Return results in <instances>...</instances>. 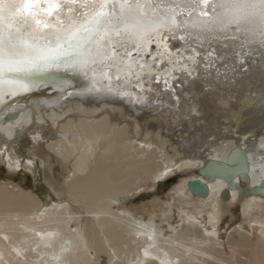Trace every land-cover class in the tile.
Masks as SVG:
<instances>
[{
  "label": "bare ground",
  "instance_id": "1",
  "mask_svg": "<svg viewBox=\"0 0 264 264\" xmlns=\"http://www.w3.org/2000/svg\"><path fill=\"white\" fill-rule=\"evenodd\" d=\"M176 2L153 0L160 8ZM200 10L204 5L196 15ZM90 11L83 7L76 15ZM223 43L229 47L221 42L214 47L220 55L227 53L224 60L207 69L202 57L197 65L189 62L192 75L174 71L171 90L162 77L150 85L152 91L126 89L131 96L86 91L89 81L82 73L53 65L31 91L5 96L0 155L6 166L19 169L21 162L40 160L60 187L57 198L47 203L32 190L0 181V264H264V215L248 228L218 225L225 209L218 201L239 197L247 185L264 178V49L251 45L240 50L249 54L236 57L237 42ZM190 44L205 50L195 41ZM170 45L185 47L179 38ZM145 82L147 88V76ZM137 96L145 99L137 102ZM11 111L17 115L4 120ZM237 145L250 168L247 178L235 177V189L218 176L206 180L199 173L196 178L207 185V196L191 193L188 178L179 187L209 201L208 213L184 210L172 225L122 205L149 178L182 165H196L198 171L208 159L225 160ZM70 156L78 169L60 177L57 157ZM227 188L229 196L223 200L221 192ZM243 194L239 202L247 208L251 204L244 198L264 200Z\"/></svg>",
  "mask_w": 264,
  "mask_h": 264
},
{
  "label": "snow or ice",
  "instance_id": "2",
  "mask_svg": "<svg viewBox=\"0 0 264 264\" xmlns=\"http://www.w3.org/2000/svg\"><path fill=\"white\" fill-rule=\"evenodd\" d=\"M81 7L92 11L78 16ZM177 38L185 47H171ZM229 40L237 42L236 57L249 54L240 50L251 45L264 49V0H177L163 8L153 0H0V104L5 96L31 91L53 65L82 73L89 81L86 91L131 96L126 89L152 91L150 85L162 77L171 90L174 71L191 76L189 62L197 65L199 57L206 69L213 67L227 57L214 44L227 49L223 42Z\"/></svg>",
  "mask_w": 264,
  "mask_h": 264
},
{
  "label": "rangeland",
  "instance_id": "3",
  "mask_svg": "<svg viewBox=\"0 0 264 264\" xmlns=\"http://www.w3.org/2000/svg\"><path fill=\"white\" fill-rule=\"evenodd\" d=\"M57 161L56 164L61 171L60 177L65 174L69 176L79 166L74 156H70L66 160L57 157ZM19 167L21 168L20 171L16 167L8 168L0 155V181L32 190L42 201L47 203H51L57 198L56 190L60 185L49 166L40 160H33V162H21ZM197 167L196 165L177 166L155 179L153 177L152 179L149 178L145 182V188L138 193H133L131 196L123 198L122 205L142 214L149 220H157L172 225L178 221L181 211L196 210L199 213H208L210 210L209 201L206 202V200L194 197L188 194L186 190H183L185 192L179 190V187L184 185L187 178L192 179L199 175ZM254 198L257 197L249 196L244 198V200L250 201V208L242 205V203L240 204L241 201L239 202L236 196L231 197V200L227 201L219 200L218 202L225 209L224 211L220 210V219L218 221H221L218 225L223 228L224 226L231 228L232 225H244L248 228L249 224L257 220V216L264 215V200L257 199L254 201ZM224 204L227 206L225 207Z\"/></svg>",
  "mask_w": 264,
  "mask_h": 264
},
{
  "label": "water",
  "instance_id": "4",
  "mask_svg": "<svg viewBox=\"0 0 264 264\" xmlns=\"http://www.w3.org/2000/svg\"><path fill=\"white\" fill-rule=\"evenodd\" d=\"M80 11H83V7ZM67 12V11H66ZM85 14V13H83ZM80 14V15H83ZM79 15V14H78ZM17 115L16 112H8L2 118L4 120L12 119ZM250 168V163L248 157L244 151V149L240 146L232 147L226 156L225 160L218 159H208L203 163V166L198 170V173L204 177L206 180H212L214 177H220L223 179L229 189H235L236 183L234 181L237 175H241L242 177L248 176ZM18 171L21 170L17 169ZM187 188L194 195L199 196H207L208 195V187L207 185L200 180L199 178L189 179L186 182ZM223 189L221 192V198L227 199L229 196V189ZM245 194L258 195L264 198V178L260 181L259 184H255L254 186L247 185L244 189V192H239L238 200L242 199V196Z\"/></svg>",
  "mask_w": 264,
  "mask_h": 264
},
{
  "label": "flooded vegetation",
  "instance_id": "5",
  "mask_svg": "<svg viewBox=\"0 0 264 264\" xmlns=\"http://www.w3.org/2000/svg\"><path fill=\"white\" fill-rule=\"evenodd\" d=\"M199 176V175H198ZM201 177V176H200Z\"/></svg>",
  "mask_w": 264,
  "mask_h": 264
}]
</instances>
